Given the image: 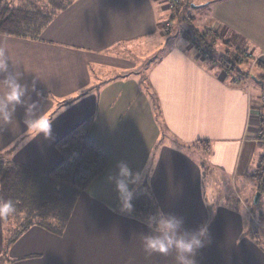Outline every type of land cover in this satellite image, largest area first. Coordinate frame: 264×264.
Returning a JSON list of instances; mask_svg holds the SVG:
<instances>
[{
    "label": "crops",
    "instance_id": "obj_1",
    "mask_svg": "<svg viewBox=\"0 0 264 264\" xmlns=\"http://www.w3.org/2000/svg\"><path fill=\"white\" fill-rule=\"evenodd\" d=\"M188 1L208 7L210 26L240 40L258 60V73L264 72V0ZM161 5L159 0H76L37 41L0 36V60L6 64L0 99L12 83L24 89L21 103L5 109L10 122L0 114V162L49 174L61 161L56 142L91 117V136L111 156L105 172L80 194L63 235L31 227L9 249L8 264H180L174 247L167 255L145 252L144 238L162 234L123 213L115 179H109L118 176L121 164L142 176L138 184L129 181L133 195L146 182L162 214L183 221L181 235L208 226L196 264H264V244L248 236L252 227L244 202L210 203L205 166L192 154L205 153V165L240 178L247 190L245 182L253 178L244 174L256 145L250 139L259 135L253 123L261 113L250 93L255 77L239 83L219 66L206 67L190 41L183 43L187 39L168 46L160 30ZM151 38L154 49L169 48L144 72L137 71L129 57ZM157 114L167 132L159 145ZM26 120L37 121L28 130ZM49 121L50 137L41 133L32 139ZM5 226L0 218V256Z\"/></svg>",
    "mask_w": 264,
    "mask_h": 264
},
{
    "label": "trees",
    "instance_id": "obj_2",
    "mask_svg": "<svg viewBox=\"0 0 264 264\" xmlns=\"http://www.w3.org/2000/svg\"><path fill=\"white\" fill-rule=\"evenodd\" d=\"M46 1L45 8L35 2L16 8L6 0H0V36L37 41L57 15L69 8L76 0ZM172 5L174 12L180 13L185 6V0H177ZM192 36L190 40L195 51L204 52L209 56L210 63L218 65L229 77L239 83L247 79L242 67V64L247 63L249 59L246 53L239 52V49L236 51L228 49L226 55H222L215 45V35L195 29L192 30ZM93 123L94 117L80 122L56 142L61 161L49 174L40 173L13 161L0 162V200L12 201L14 207V212L9 217L3 218V222L9 225L14 217L20 220L17 227L7 230L0 263H12L8 256L9 249L33 226H39L52 234L62 236L80 194L107 169L111 156L91 136ZM260 126L256 140L264 141L263 119L260 121ZM252 178L260 185L259 192L263 194L264 154ZM143 187L145 188L143 191L133 195L130 201L132 207L130 209L124 207L123 213L158 230L157 225L162 212L146 182ZM248 236L257 241L251 231L248 232Z\"/></svg>",
    "mask_w": 264,
    "mask_h": 264
},
{
    "label": "rangeland",
    "instance_id": "obj_3",
    "mask_svg": "<svg viewBox=\"0 0 264 264\" xmlns=\"http://www.w3.org/2000/svg\"><path fill=\"white\" fill-rule=\"evenodd\" d=\"M167 0H159V3L162 4L161 8L164 11V17H161V34L165 36V41L169 40V45H172L173 40L175 39H187V41L183 40L182 42L187 44L190 41L191 46L192 41L190 38H192V30L198 29L201 32L206 31L207 33H210L211 35L216 36L215 45L220 50V54L226 55V51L229 49L230 51H236L239 49V52L246 53L245 55L249 57L247 63L242 64L243 70L246 72V78H250L251 76L255 77V79L252 80V99L254 100V103L256 104L255 109L257 111H260L261 113H257L258 117L255 118V123H253L255 126V130L260 133V121L264 120V72L258 73V67L255 56L251 55L250 52H245V45L237 39L234 38H228L227 35H225V32L221 31L220 28L217 27H211L210 23L207 20L206 14L209 12L208 7H197L192 8L189 1L185 0V6L184 8L179 12H174L172 10L171 6V0H169V5L166 4ZM191 1V0H190ZM194 0H192L193 2ZM7 3H9L12 7L20 8L24 7L29 2H35L40 7H44L47 4L46 0H6ZM196 2V1H195ZM165 3V4H164ZM194 4V3H193ZM171 9H170V8ZM174 9V8H173ZM193 26V27H191ZM167 37V38H166ZM220 37V38H218ZM161 38V37H159ZM163 38V37H162ZM158 39V38H157ZM231 39V40H230ZM161 39L160 41H162ZM156 39L151 38L147 41V44L144 48L140 49L135 48L133 49L135 52L134 56H130L129 58H134V61H131V63L137 64V71L144 72L145 69L149 66L151 61H154L157 59V57L161 56L166 49L163 47L162 49L158 50L154 49L157 44L155 43ZM149 47H151L150 51ZM165 49V50H164ZM152 50V52H151ZM200 55L205 60L206 67H213L215 65L213 62L210 63L209 56L204 54V52L200 51ZM218 67V65H215ZM216 70V68H215ZM118 73H112V76H116ZM259 80V82H258ZM261 81V82H260ZM142 89H145L146 93L149 92L146 89V86L144 83H141ZM150 95V93H149ZM154 96L152 95V99ZM153 106H156V103L153 99L152 101ZM254 104V105H255ZM155 117L156 124L158 126L159 133L161 137L158 139V145L161 143H165L167 132L163 128L162 120L159 119V115H156ZM159 122V123H158ZM258 135V134H257ZM259 136V135H258ZM257 138V137H256ZM254 141L255 148L253 150L252 159L250 160V164L248 165L247 170L245 171L248 177H252L253 173L258 168L259 161L264 154V141H260V144L257 142V140L250 139V141ZM193 152V151H191ZM190 152V153H191ZM195 157L201 160L203 163V166H205L204 170V194L208 201L210 203H217L218 202H227L230 204H235L237 206L240 205V201L244 202L242 204V209L245 211L247 216V224H251L250 231L252 232V235L255 236L262 244H264V193H261V198L258 203V205H254V200L257 197L259 192L260 185L254 180L249 178L245 185L248 184L249 187H247V190H243L240 184V178L237 177H226L221 176L220 174L216 173L215 171L211 170L210 167L205 165L204 159H206L205 153H199V152H193L192 153ZM240 173H244L242 169L239 170ZM145 182V181H144ZM145 188L143 187V190ZM142 190V191H143ZM240 190V191H239ZM140 192V191H139ZM138 192V193H139ZM137 194V193H136ZM235 201V202H234ZM253 217V222L250 223V218ZM20 223V220L17 219V217H14L11 224L6 225L5 230L9 228L17 227ZM0 264H6L5 262H1Z\"/></svg>",
    "mask_w": 264,
    "mask_h": 264
},
{
    "label": "clouds",
    "instance_id": "obj_4",
    "mask_svg": "<svg viewBox=\"0 0 264 264\" xmlns=\"http://www.w3.org/2000/svg\"><path fill=\"white\" fill-rule=\"evenodd\" d=\"M0 71H6V64L0 60ZM11 91L6 93L2 99H0V114L3 115L5 122H10L11 114L5 111L8 105H17L21 103V98L24 95V89L18 83H12L9 85ZM44 115V114H43ZM40 116L39 119H41ZM37 119V120H39ZM37 120H33L30 124L28 120L25 121L27 129L32 127V124L36 123ZM41 133L46 138L51 135V121L48 122L47 129H40L36 136L38 137ZM110 180L115 179L116 190L119 194L120 199L123 202L125 208L130 209L132 207L130 201L133 197V192L130 190L129 181L132 184H138L142 179L140 173L132 174L129 168L121 164L119 165V174L117 177H110ZM14 212L12 201L0 200V218H7ZM183 221L177 219L174 216H164L161 213V217L158 221V231L162 234V238L156 237H145L144 238V250L149 255L152 253H159L161 255H167L171 248H175L179 255L177 259L180 264H196L194 256L197 250L204 247V240L207 239L209 234L208 226L201 227L197 232L184 235L180 234Z\"/></svg>",
    "mask_w": 264,
    "mask_h": 264
},
{
    "label": "water",
    "instance_id": "obj_5",
    "mask_svg": "<svg viewBox=\"0 0 264 264\" xmlns=\"http://www.w3.org/2000/svg\"><path fill=\"white\" fill-rule=\"evenodd\" d=\"M191 7L192 8H197V6H195V5H191ZM260 198H261V193H259L258 195H257V197L255 198V200H254V205L256 206V205H258V203H259V201H260Z\"/></svg>",
    "mask_w": 264,
    "mask_h": 264
},
{
    "label": "built area",
    "instance_id": "obj_6",
    "mask_svg": "<svg viewBox=\"0 0 264 264\" xmlns=\"http://www.w3.org/2000/svg\"><path fill=\"white\" fill-rule=\"evenodd\" d=\"M176 1H177V0H173V1L171 0V3H172V4H173V3H176Z\"/></svg>",
    "mask_w": 264,
    "mask_h": 264
}]
</instances>
